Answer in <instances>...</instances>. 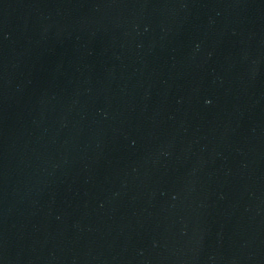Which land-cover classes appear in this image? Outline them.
<instances>
[{
  "label": "water",
  "instance_id": "1",
  "mask_svg": "<svg viewBox=\"0 0 264 264\" xmlns=\"http://www.w3.org/2000/svg\"><path fill=\"white\" fill-rule=\"evenodd\" d=\"M0 264H264V0H0Z\"/></svg>",
  "mask_w": 264,
  "mask_h": 264
}]
</instances>
